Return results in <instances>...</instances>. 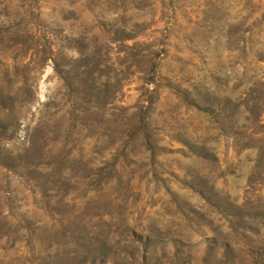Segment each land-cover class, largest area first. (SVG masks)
Wrapping results in <instances>:
<instances>
[{
  "label": "rangeland",
  "instance_id": "rangeland-1",
  "mask_svg": "<svg viewBox=\"0 0 264 264\" xmlns=\"http://www.w3.org/2000/svg\"><path fill=\"white\" fill-rule=\"evenodd\" d=\"M0 264H264V0H0Z\"/></svg>",
  "mask_w": 264,
  "mask_h": 264
}]
</instances>
